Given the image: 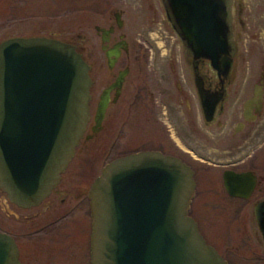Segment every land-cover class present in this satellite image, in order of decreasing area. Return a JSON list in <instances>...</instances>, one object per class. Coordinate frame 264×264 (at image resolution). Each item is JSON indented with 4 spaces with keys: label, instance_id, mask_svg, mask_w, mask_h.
<instances>
[{
    "label": "flooded vegetation",
    "instance_id": "1",
    "mask_svg": "<svg viewBox=\"0 0 264 264\" xmlns=\"http://www.w3.org/2000/svg\"><path fill=\"white\" fill-rule=\"evenodd\" d=\"M79 6L76 40L45 37L74 46L89 67V121L40 202L18 205L0 191V238L17 264H92L91 189L114 160L148 152L191 169L187 216L225 264H264V0H233L234 50L218 65L186 55L161 0Z\"/></svg>",
    "mask_w": 264,
    "mask_h": 264
},
{
    "label": "water",
    "instance_id": "2",
    "mask_svg": "<svg viewBox=\"0 0 264 264\" xmlns=\"http://www.w3.org/2000/svg\"><path fill=\"white\" fill-rule=\"evenodd\" d=\"M161 1L187 56L214 65L232 56L233 0ZM88 71L69 43H0V191L12 202L36 204L60 180L89 121ZM194 187L193 172L174 157L138 153L108 164L90 192L91 263L225 264L187 216ZM0 264H17L3 238Z\"/></svg>",
    "mask_w": 264,
    "mask_h": 264
},
{
    "label": "rangeland",
    "instance_id": "3",
    "mask_svg": "<svg viewBox=\"0 0 264 264\" xmlns=\"http://www.w3.org/2000/svg\"><path fill=\"white\" fill-rule=\"evenodd\" d=\"M64 4L68 5L69 1L15 0L10 3L8 0L7 20L5 25L0 24V42L12 38L45 37L47 31H65L62 34L64 38L76 40L75 36L84 32L80 23L79 0H70L68 10L63 9ZM63 15L66 20L58 21L57 18ZM164 44L168 49V43ZM195 205L198 208L199 203Z\"/></svg>",
    "mask_w": 264,
    "mask_h": 264
}]
</instances>
